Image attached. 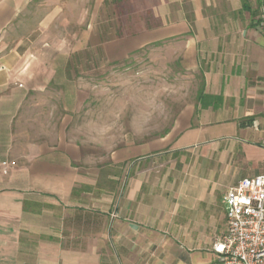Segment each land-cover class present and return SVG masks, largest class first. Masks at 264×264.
Here are the masks:
<instances>
[{
    "label": "crops",
    "instance_id": "1",
    "mask_svg": "<svg viewBox=\"0 0 264 264\" xmlns=\"http://www.w3.org/2000/svg\"><path fill=\"white\" fill-rule=\"evenodd\" d=\"M30 2L0 0V264L216 260L227 191L264 174L263 0H95L113 5L110 59L179 41L202 74L197 105L165 137L111 156L108 187L76 143L24 131L40 112L28 102L36 75L20 74Z\"/></svg>",
    "mask_w": 264,
    "mask_h": 264
},
{
    "label": "rangeland",
    "instance_id": "2",
    "mask_svg": "<svg viewBox=\"0 0 264 264\" xmlns=\"http://www.w3.org/2000/svg\"><path fill=\"white\" fill-rule=\"evenodd\" d=\"M110 7H97L95 0H31L17 23L28 45L20 74L36 75L35 98L28 102L40 110L24 131L53 144L60 138L76 143L83 167L101 168L102 187L111 186V156L165 137L194 110L202 87V74L179 41L110 59L104 43L115 37L109 27L117 22L108 17ZM213 259L196 254L192 264Z\"/></svg>",
    "mask_w": 264,
    "mask_h": 264
},
{
    "label": "built area",
    "instance_id": "3",
    "mask_svg": "<svg viewBox=\"0 0 264 264\" xmlns=\"http://www.w3.org/2000/svg\"><path fill=\"white\" fill-rule=\"evenodd\" d=\"M258 27L264 33V0ZM224 202L226 229L212 245L214 264H264V174L240 180Z\"/></svg>",
    "mask_w": 264,
    "mask_h": 264
}]
</instances>
